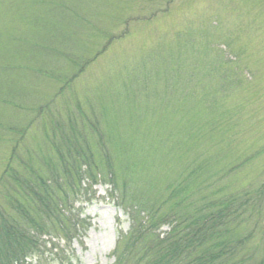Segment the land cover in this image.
<instances>
[{"label":"rangeland","instance_id":"1","mask_svg":"<svg viewBox=\"0 0 264 264\" xmlns=\"http://www.w3.org/2000/svg\"><path fill=\"white\" fill-rule=\"evenodd\" d=\"M53 136L98 174L71 206L87 227L58 243L76 264H113L129 219L102 173L141 162L153 196L192 176L196 197L256 198L264 229V0H0V176H47Z\"/></svg>","mask_w":264,"mask_h":264},{"label":"trees","instance_id":"2","mask_svg":"<svg viewBox=\"0 0 264 264\" xmlns=\"http://www.w3.org/2000/svg\"><path fill=\"white\" fill-rule=\"evenodd\" d=\"M54 127L60 130L58 124ZM79 145L75 138L53 136L54 159L44 163L47 176L31 167L28 173L6 168L0 176V264L42 260L47 246L56 264H76L58 243L68 246L87 227L71 206L84 177L95 184L98 176L93 155ZM146 163L123 172L121 182L115 173H102L129 219L128 231L118 235L113 264H264L256 198L241 193L196 197L192 176L166 183L153 196V174L145 171L152 166ZM139 170L147 179L140 175L143 182L137 185ZM165 227L168 231L162 232Z\"/></svg>","mask_w":264,"mask_h":264}]
</instances>
